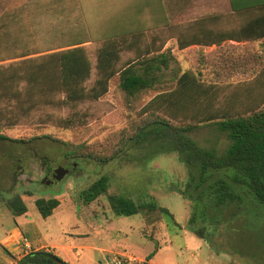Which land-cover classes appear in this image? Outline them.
<instances>
[{"label": "rangeland", "instance_id": "1", "mask_svg": "<svg viewBox=\"0 0 264 264\" xmlns=\"http://www.w3.org/2000/svg\"><path fill=\"white\" fill-rule=\"evenodd\" d=\"M0 1L1 14L9 3L17 0ZM114 1L116 8L119 2ZM176 1L167 0V3L171 2L174 6ZM81 2L86 9V0ZM97 13V16L89 17L92 21L89 20L90 25L97 28L94 25L96 23L98 29L103 28L106 15L100 12V8ZM67 21L63 22V32L57 38L58 42L65 44L71 42L73 35L66 28L77 23L73 15ZM179 21H188V17L179 18ZM51 23V20L45 19V28L48 29ZM152 34L162 36L155 43L160 52L169 36L154 31L145 35V43H149ZM87 37L83 35V38ZM85 46L91 62V74L86 83V87L90 88L96 79L97 44L88 42ZM199 52L202 50L188 53L186 62L180 60L182 56H175V63L172 62L168 69L159 73L164 83L153 90L128 96L119 88L116 76L110 80L108 92L98 100H85L75 107L39 106L17 120L12 117L0 119V134L9 139L0 142L1 256L11 257V261L17 260V253L9 252L14 255L10 256L5 247H10L11 241L19 238L15 230L16 215L11 205L16 198H20L28 209L27 219L33 223L32 235L25 234L28 244L38 246L42 243L57 256H62L61 246L73 245L77 248L71 252H80L78 264L105 262L100 253L89 248H108L110 243L136 260H142L124 264H141L147 257H150V264H264V205L251 200L247 208L237 215L227 210L218 211L217 208L207 211L206 200L197 198V185L191 181L188 168L178 153L153 155L144 146L139 148L130 145L106 163L66 157L73 149L91 153L98 158L109 157L119 149L123 139L141 124L140 110L157 93L172 89L184 71H199L205 83L227 84L229 81L224 77H220L224 83L214 79L215 73L221 71V66L201 59ZM35 56L29 54L0 59V78L17 73L18 63ZM133 58L134 53L131 51L121 54L122 62ZM182 65L185 66L181 68ZM238 79L229 80L236 82ZM229 90L227 88L226 92ZM10 93H18L22 99L27 98L26 89L20 84L16 91L11 90ZM62 97L59 94L55 99L60 100ZM12 105L10 98L0 100L1 108L6 110L4 113ZM73 112L79 114L76 124L67 128L60 126L62 119ZM42 136L49 138L35 139L30 143L10 141ZM191 137L201 146L216 149L219 155L229 144L212 123L199 125ZM57 167L66 169L67 174L59 182L47 185L46 176ZM102 176L107 178L106 192L89 204L83 203L80 192ZM110 196L129 199L136 205L154 204L166 209L168 214L140 211L131 216H116L109 205ZM51 197L58 198L60 205L51 216L44 219L37 212L34 201ZM199 228L205 231L203 237L194 232ZM23 254L21 252L18 257ZM113 257L125 259L114 253H110L108 259Z\"/></svg>", "mask_w": 264, "mask_h": 264}, {"label": "trees", "instance_id": "2", "mask_svg": "<svg viewBox=\"0 0 264 264\" xmlns=\"http://www.w3.org/2000/svg\"><path fill=\"white\" fill-rule=\"evenodd\" d=\"M228 1L234 12H244V15L253 10L264 12V0ZM85 13L81 0H17L2 10L0 59L29 54L36 56L18 63L17 73L0 78V100L10 98L13 101L6 113L0 106V119L12 117L17 120L39 106L75 107L85 100H98L108 92L109 82L116 76L119 88L128 96L153 90L164 83L159 72L165 66V53H158L155 44L145 43L143 31L93 28ZM71 15L77 21L74 26L66 28L73 34L71 42H58L57 38L63 32L61 26ZM45 19L52 21L48 29L44 25ZM260 21L264 22V19ZM84 34L88 36L86 39ZM227 37L232 39L236 36L228 34ZM239 39L261 42L259 48L246 45L238 55L229 52L224 59L216 51L208 55L199 52L201 59L221 66L214 79L224 83L220 78L224 77L229 81L227 84L205 83L199 71H184L172 89L157 93L140 110L141 124L109 157L98 158L76 149L68 152L66 157L106 163L130 145L144 146L153 155L176 152L187 166L191 181L197 185V198L206 200L204 207L207 211L217 208L237 215L247 208L251 200L264 205V26L251 20L241 30ZM88 42L97 44L96 79L90 88L86 87L91 74V62L85 46ZM191 43V40L178 39L180 48ZM224 49L233 48L217 51ZM127 51L133 52L134 58L122 62L121 54ZM230 78L240 79L230 82ZM19 84L26 89L27 98L10 93L11 90L16 91ZM227 88L230 89L228 92ZM59 94L63 97L56 100ZM75 120H79L77 112L62 119L60 126L72 127ZM209 123L214 124L229 142L221 155L212 147L199 145L191 137L199 125ZM46 137L49 138L42 136L10 141L30 143ZM6 140L9 139L0 134V142ZM106 190L107 178L102 176L82 190L79 196L83 203L89 204ZM108 201L116 216H131L140 211L168 214L166 209L154 204L136 205L120 196H110ZM59 205L60 200L55 197L34 201L37 212L44 219L51 216ZM11 208L16 216L28 211L20 198H16ZM194 232L202 237L205 234L203 228ZM149 260L147 257L141 264H148ZM15 264L69 263L51 251L38 249L21 256Z\"/></svg>", "mask_w": 264, "mask_h": 264}, {"label": "crops", "instance_id": "3", "mask_svg": "<svg viewBox=\"0 0 264 264\" xmlns=\"http://www.w3.org/2000/svg\"><path fill=\"white\" fill-rule=\"evenodd\" d=\"M118 2V7L115 8L114 0H86L85 10L87 11V16L90 18L97 16V11L100 8V12L106 15L103 29H111L118 32L123 30L126 32L143 31L145 35L154 31L166 33L169 37L163 49L158 52H164L166 57L165 66L162 67L161 71L168 69L172 62L175 63L177 58L174 59V57L177 55L182 56L180 60L186 62V58L189 57L187 56L188 53L191 54L197 50H202L203 53L208 55L216 51L224 59V57L229 56V52L238 55L241 48L246 45L259 48L261 42L260 40L239 39V37L243 27L251 20L258 21L264 26V22L260 21V19H264V16H262L264 12L253 10V12H246L245 15L244 12H234L231 10L228 0H178L176 1L178 3L175 2L176 5L174 4L175 7L170 4L171 2L167 3V0H118ZM183 17H188V21H179V18ZM94 25L97 28L99 27L96 23ZM99 29L102 28L100 27ZM228 34L236 37L231 39L227 37ZM151 36L149 44L158 43L160 37H162L153 34ZM178 39L180 41L191 40L192 43L187 47L180 48ZM225 47H232L233 49L217 51ZM184 66L182 65L181 68ZM222 71H225L223 67ZM27 215L28 211L14 218L16 223L15 230L19 238L13 239L10 247H5L8 254L13 251L17 253L16 259L20 257L18 255L21 252H24L23 255H25L38 249L51 251L42 243H39L40 245L38 246L28 244L25 234L32 235L31 225L33 223L27 219ZM76 248L73 245H63L60 247V255L63 257L58 256L69 264H78L77 258L80 257V252L78 250L75 253L71 252L73 249L76 250ZM89 249L100 253L104 257V261L110 253L138 261L111 243L108 248L94 246ZM10 256L14 255L10 254ZM0 257L2 264H13L16 261H11V257L8 256L0 255ZM103 263L98 262L96 264ZM148 264H150L149 261Z\"/></svg>", "mask_w": 264, "mask_h": 264}, {"label": "water", "instance_id": "4", "mask_svg": "<svg viewBox=\"0 0 264 264\" xmlns=\"http://www.w3.org/2000/svg\"><path fill=\"white\" fill-rule=\"evenodd\" d=\"M52 176L50 180L47 182V185H50L55 182H59L62 178L67 174V170L62 167H57L54 171H52Z\"/></svg>", "mask_w": 264, "mask_h": 264}, {"label": "built area", "instance_id": "5", "mask_svg": "<svg viewBox=\"0 0 264 264\" xmlns=\"http://www.w3.org/2000/svg\"><path fill=\"white\" fill-rule=\"evenodd\" d=\"M131 261H134V260H132L131 258H125L124 260H121L116 257H113L111 259L107 258L103 264H124L125 262L129 263Z\"/></svg>", "mask_w": 264, "mask_h": 264}, {"label": "flooded vegetation", "instance_id": "6", "mask_svg": "<svg viewBox=\"0 0 264 264\" xmlns=\"http://www.w3.org/2000/svg\"><path fill=\"white\" fill-rule=\"evenodd\" d=\"M49 173H50V174L46 176L47 182L50 180V178H51L53 172H49ZM16 243H17V242H16ZM18 245H19V243H18Z\"/></svg>", "mask_w": 264, "mask_h": 264}]
</instances>
